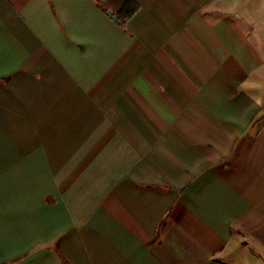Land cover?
I'll return each mask as SVG.
<instances>
[{
    "label": "crops",
    "instance_id": "1",
    "mask_svg": "<svg viewBox=\"0 0 264 264\" xmlns=\"http://www.w3.org/2000/svg\"><path fill=\"white\" fill-rule=\"evenodd\" d=\"M0 264H264V0H0Z\"/></svg>",
    "mask_w": 264,
    "mask_h": 264
},
{
    "label": "trees",
    "instance_id": "2",
    "mask_svg": "<svg viewBox=\"0 0 264 264\" xmlns=\"http://www.w3.org/2000/svg\"><path fill=\"white\" fill-rule=\"evenodd\" d=\"M136 9H137V4L135 2L130 1L129 4H127V5L125 4V6H123L121 11H120L122 18L118 17L117 15H115V16L118 18L119 22L120 21L122 22L123 18H127V16H131L136 11ZM112 15H113V13H112Z\"/></svg>",
    "mask_w": 264,
    "mask_h": 264
},
{
    "label": "water",
    "instance_id": "3",
    "mask_svg": "<svg viewBox=\"0 0 264 264\" xmlns=\"http://www.w3.org/2000/svg\"><path fill=\"white\" fill-rule=\"evenodd\" d=\"M109 14L112 15V12H109ZM112 19H113L114 22L119 24V20H118V18L116 16L113 15Z\"/></svg>",
    "mask_w": 264,
    "mask_h": 264
}]
</instances>
